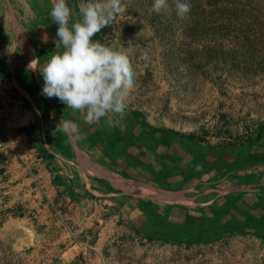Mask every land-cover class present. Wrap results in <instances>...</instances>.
I'll return each instance as SVG.
<instances>
[{"label":"rangeland","instance_id":"rangeland-1","mask_svg":"<svg viewBox=\"0 0 264 264\" xmlns=\"http://www.w3.org/2000/svg\"><path fill=\"white\" fill-rule=\"evenodd\" d=\"M39 1L50 11L53 0ZM66 2L70 22L78 21L79 5L87 0ZM189 2L190 15L180 20L174 7L156 13L153 0H121L123 15L94 37L115 49L131 42L134 50L136 86L123 129L134 121L185 139L196 151L263 145L264 0ZM143 53L147 60L140 59ZM2 87L0 82V264H264L262 231L198 221L157 233L146 220L114 221L99 181L100 188L89 185L87 195L78 190L72 197L52 181L45 184L20 152L21 141H13L19 121Z\"/></svg>","mask_w":264,"mask_h":264},{"label":"crops","instance_id":"crops-1","mask_svg":"<svg viewBox=\"0 0 264 264\" xmlns=\"http://www.w3.org/2000/svg\"><path fill=\"white\" fill-rule=\"evenodd\" d=\"M20 1L0 0V82L4 102L23 128L13 141H21L20 152L45 184L52 181L72 197L78 190L87 195L99 181L106 185L102 201L114 206V221L146 220L157 233L198 221L223 228L232 220L264 219V144L196 151L185 139L134 121L128 131L108 127L107 117L84 123V113L41 94L39 71L55 51L58 25L39 0H24L21 7ZM62 117L78 131L54 134Z\"/></svg>","mask_w":264,"mask_h":264},{"label":"clouds","instance_id":"clouds-1","mask_svg":"<svg viewBox=\"0 0 264 264\" xmlns=\"http://www.w3.org/2000/svg\"><path fill=\"white\" fill-rule=\"evenodd\" d=\"M174 7L180 20L191 12L189 0H153L156 13ZM80 19L70 22L72 10L66 0H53L51 19L58 25L55 51L39 71L43 78L41 94L56 98L73 112L84 113V123L99 122L107 117L108 127H120L128 109V101L135 90L136 79L130 60L131 42L115 49L94 37L123 15L121 0H87L79 5ZM147 60V53L140 56ZM78 125L64 117L57 124V132L75 133ZM201 166L197 165L196 170Z\"/></svg>","mask_w":264,"mask_h":264},{"label":"trees","instance_id":"trees-1","mask_svg":"<svg viewBox=\"0 0 264 264\" xmlns=\"http://www.w3.org/2000/svg\"><path fill=\"white\" fill-rule=\"evenodd\" d=\"M22 129L23 128H19V130ZM173 134H176V132H173ZM256 137H260V135L257 134ZM148 172L153 175L155 174V172H153V170L150 167L148 168ZM227 227L230 228L229 230H235V231H244L255 228L264 229V219H255L251 217H246L243 220H232L231 222H229V224L227 223L226 227L224 226L225 229H227Z\"/></svg>","mask_w":264,"mask_h":264},{"label":"built area","instance_id":"built-area-1","mask_svg":"<svg viewBox=\"0 0 264 264\" xmlns=\"http://www.w3.org/2000/svg\"><path fill=\"white\" fill-rule=\"evenodd\" d=\"M5 145V140L3 137L0 136V148L4 147Z\"/></svg>","mask_w":264,"mask_h":264}]
</instances>
